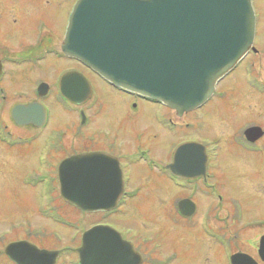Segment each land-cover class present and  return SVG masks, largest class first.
Wrapping results in <instances>:
<instances>
[{
	"label": "flooded vegetation",
	"instance_id": "1",
	"mask_svg": "<svg viewBox=\"0 0 264 264\" xmlns=\"http://www.w3.org/2000/svg\"><path fill=\"white\" fill-rule=\"evenodd\" d=\"M74 2L75 0L72 1V5ZM19 4L24 7L20 11L21 14L27 13L24 10L40 9L39 2L35 0L14 3L16 8V16L12 19L14 23H17L19 18L17 15ZM3 11L5 13L6 10ZM69 13L70 10H66L63 18L56 13L48 15V18H53L55 22L57 20V23L62 19L59 28H56L58 35L55 39L49 31L52 29L51 25H48L50 23H47L45 18H36V25L32 23L35 14L30 18L29 24L34 27L28 30L32 32H29L32 36L29 37L26 47L23 46L26 41L12 37V27L11 33L8 31L6 35L0 34V168L3 165L9 166L6 167L8 169L12 167L8 156L20 153L29 157L33 167L23 172L24 175L22 174L19 181L29 186L30 190L38 189L35 212L38 210V215L55 226L79 230L78 234L68 241V246L65 243L63 247L51 250H66L58 255L55 264H77L78 254L72 250L81 247L83 232L95 226H108L121 236L123 243L131 244L134 253L138 255L130 260L133 264H208L212 256L220 264H230L233 256L237 257L235 264H264V204L257 215L250 216L238 206L236 203L238 201L227 199L229 193L227 179L223 180L218 176L226 169L218 162L216 165L220 156L235 152L236 160L230 166V175L234 183L240 190H244L243 196H257L264 203V127L256 124L246 125L244 128L221 135V140H214L203 129L210 122L209 114L197 113L203 106L196 111L179 115L161 103L132 95L102 81L80 62L66 57L62 52L61 45ZM50 58L58 63L54 64L57 68L52 69L48 66L47 75L40 74L39 71L42 77L32 81L30 76L34 74V68ZM59 64L64 66L60 67ZM25 66L33 69H30L32 72L20 71ZM67 73L81 75L88 83L86 82V87L77 81L66 83L68 87L65 86L63 90L68 97H64L61 78ZM24 80L26 84H22ZM94 81L100 84H95ZM74 84L75 89H70ZM69 94L75 96L76 101H71ZM12 98H17L20 102L11 107L9 120H6V105ZM30 105H35L42 111L39 125L34 124L32 122L34 120L18 124L12 115L14 107ZM66 114L73 116L70 118V124H66ZM27 116L32 117L34 113ZM183 117H189L188 122L179 121ZM132 120L137 124L133 129L130 127ZM105 122H108V127L103 126ZM11 124L19 130L20 128L29 130L25 135H20L16 132L17 129L10 127ZM252 127L260 129H255L253 139H249L245 133ZM142 129L151 130L148 142L125 144V136L128 137L132 131ZM185 131L192 134L201 132L206 135L195 137L196 134L185 139L180 136V132ZM68 136L74 137L78 143L83 142L75 153L67 152L71 149L66 143ZM163 136L167 140L164 142L168 150L165 157H162L161 151L157 149V142L159 141L161 145ZM127 143L129 144L128 141ZM185 144L193 146L184 151L188 150V153H191L190 149L196 148L195 151L199 153L201 160L197 166L192 155L179 151ZM161 148L163 149L162 145ZM81 154L102 155L112 161L113 167L119 168L122 193L115 209L87 214L61 198L57 168L64 160ZM25 156L14 157L23 164L25 159L22 158ZM4 171L6 172V169ZM139 180V185L130 186L132 182ZM145 186L149 192L147 196L144 194ZM140 196L155 200L166 197L167 204L168 198L171 197L173 221L161 219L163 216L161 214L155 219L157 220L154 222L155 226L151 223L155 230L158 228L153 233L146 229V220L143 229L136 235H132L129 230L117 228L116 217L126 213L130 202L139 199ZM65 206L74 208L83 215L98 216L100 220L91 224L88 229H82L66 218L63 213ZM180 225L187 228H181L183 232L179 235L174 232L173 237L169 228L178 229ZM184 233L185 238L189 233H191L189 236L194 238L186 242L191 245V249L203 241L212 248L211 256L200 255L191 261L185 250ZM250 233L254 235L250 237ZM141 234H149L152 237L148 236L145 240ZM130 235L134 239L136 236L139 239L138 243L137 239L134 241ZM155 236L162 237L167 244L170 242L171 244L163 246L154 240ZM44 237V232L21 231L14 228L10 234L0 238V264H16L5 252L7 246L14 243H21L26 247L23 246L19 250L20 255L32 252V247L50 250L38 243L39 239ZM171 245L174 247L167 250ZM26 260L29 263L33 262L34 258L27 256ZM200 260L204 263H199Z\"/></svg>",
	"mask_w": 264,
	"mask_h": 264
},
{
	"label": "water",
	"instance_id": "2",
	"mask_svg": "<svg viewBox=\"0 0 264 264\" xmlns=\"http://www.w3.org/2000/svg\"><path fill=\"white\" fill-rule=\"evenodd\" d=\"M254 25L250 0H78L61 49L113 86L158 100L181 115L205 103L216 83L254 51ZM70 81L86 87L80 75L66 74L61 79L66 97L63 89ZM40 111L35 105L16 106L12 115L20 125L32 120L39 125ZM32 113L35 118H28ZM255 129L246 137L253 139ZM192 146L179 151L192 155L197 166L196 148L184 151ZM111 164L98 154L64 160L57 169L61 197L87 213L115 208L122 182L119 168ZM123 242L110 228H92L76 249L78 264H133L138 255ZM23 246L14 243L5 250L16 264H55L58 252L32 247L33 253L20 255Z\"/></svg>",
	"mask_w": 264,
	"mask_h": 264
},
{
	"label": "rangeland",
	"instance_id": "3",
	"mask_svg": "<svg viewBox=\"0 0 264 264\" xmlns=\"http://www.w3.org/2000/svg\"><path fill=\"white\" fill-rule=\"evenodd\" d=\"M22 0H0V12L6 10L5 13H0V34L11 33V28L13 31V38L16 40H24L26 41L23 46H27L29 43V37L32 36L30 33L29 28L32 29L34 25H36L37 19L39 17H43L47 20L48 25H51L49 31L53 34V38L58 35L56 28H59V24L62 23V19L60 23L53 18H48V15L51 13H56L58 15H62V18L65 14V11L73 8L72 5L73 0H35L39 2V8L37 10H24L27 13L21 14V9H24L23 5H18V16L17 23H14L12 19L16 16V8L13 5L16 2H21ZM50 1V2H49ZM48 3V4H47ZM254 9L257 14V29L254 39V48L256 49V54H250L245 60H243L235 69V71L229 74V77L222 79L218 86L217 90L219 91L213 100L208 103L207 106H204L201 110L197 113H207L210 117V122L207 124L203 129L205 132H208L210 137L214 140H221V135H225L229 133L231 130L241 129L244 126H249L252 124L259 125V127H264V93L258 92L254 89L253 84H260V86H264V0H252ZM75 4V3H74ZM71 5V6H70ZM38 6V4H36ZM9 11V12H8ZM29 12V13H28ZM32 14H35V20L32 21L34 25H30V18H32ZM55 22V23H54ZM62 26V24H61ZM54 31V32H53ZM30 32V33H29ZM17 33V34H15ZM5 38V36H3ZM52 58L47 60L46 62L40 64L38 67H35L34 74L30 76L32 81H36L37 78L42 77L40 74L47 75L49 72L47 67L50 68H57ZM63 64H59L61 67ZM69 65V64H67ZM64 66V65H63ZM31 69V68H30ZM29 67L25 66L20 71L30 70ZM40 71V74L38 73ZM32 72V71H31ZM95 84H100L99 82L94 81ZM256 82V83H255ZM22 84H26V80L22 81ZM252 84V85H251ZM14 84L12 85V87ZM25 86V85H23ZM9 90L13 91L11 88ZM261 93V94H259ZM20 100L10 99V101L6 105V120H9V110L12 106L16 105ZM73 117L69 114L65 115L66 124H70V118ZM189 117H183L179 121L181 122H188ZM104 127H108V122L103 124ZM11 128L17 129L16 132H19L20 135H25L26 132L29 130L28 128H20V130L14 127L13 124L10 125ZM130 127L133 129L137 127L135 121L132 120ZM151 130L142 129L132 131L131 134L127 137L125 136V144L126 145H136L140 142H148L149 135ZM180 136H183L185 139L194 137H198L199 135L204 136L205 133H190L185 131L180 132ZM208 135V136H209ZM180 138V139H184ZM161 140V145L159 141L157 142V149L160 152L162 157H165L167 154V148L165 142L167 140L164 138ZM160 140V139H159ZM129 142V144L127 143ZM165 141V142H164ZM67 152L75 153L77 152V148L83 142H76L75 138L72 136L67 137ZM8 154V153H6ZM3 157V153L1 154ZM15 155H23L25 154H14ZM14 156H8L9 160L12 162L11 168H6L9 166H4L0 168V238L4 237L7 234H10L14 228H17L21 231H40L44 232V238L39 239L38 243L43 245V247L49 248L51 250H55L58 248L63 247L62 245L68 246V241H71L76 234H78V229H71V228H61L59 226H55L52 223L48 222L47 220L43 219L40 215H38V210L35 212L37 207V198H38V189L30 190L29 186L25 185L19 178L22 176L23 172L30 170L33 166L30 164L29 157L22 158L25 159L24 163L17 161V158ZM20 159V158H19ZM236 160L235 152L231 151L229 154L220 156L216 161L219 163L221 167L226 169L225 172L218 174L220 178L223 180L227 179V189L229 190L228 196L226 198H231L232 200L238 201L236 202L238 206L247 212L248 215L253 216L257 215L260 209L263 207V202L257 196H243L245 195L244 190H240L239 186L234 183L233 178L230 175V166ZM18 162V163H17ZM6 169V172L4 171ZM10 172V173H7ZM14 175L12 178H10ZM24 175V174H23ZM227 176V178H226ZM10 178V179H9ZM239 180V179H238ZM139 181L132 182L130 186L139 185ZM141 184V183H140ZM149 194L146 190V186L144 188V194ZM147 196V195H146ZM166 197L162 200H155L153 198L143 196L135 201L130 202L128 210L126 213L122 214L119 217H116V225L117 228L122 230H129L132 232V235L139 234V231L143 229L144 221L146 220V229L149 230L150 233L156 231L153 226L156 224L157 217L163 215L161 219H168L173 221L171 207V197L168 198L169 204H167ZM44 203L42 202V205ZM31 210V211H29ZM66 218L70 220L71 223L81 226L82 229H88L91 224L99 222V218L91 217L90 215H83L76 211L74 208H70L65 206L63 211ZM156 216L154 218V216ZM97 220V221H96ZM151 223L153 226L151 227ZM181 228H187L186 226L180 225L178 229L169 228L170 234L176 232L178 235L182 233L183 230ZM71 229V230H70ZM229 231V229H228ZM61 237L59 238V235ZM191 234V233H189ZM188 236L185 238L184 233V241L186 242L194 240L192 236ZM130 235V237H133ZM254 235L253 233H250ZM141 236L147 240L148 236L152 237L149 234H141ZM170 236V235H169ZM57 238V239H56ZM170 238V237H169ZM61 239V240H60ZM134 241V237L132 238ZM176 238H174L175 240ZM181 239V238H180ZM59 240V242L57 241ZM155 241L160 242L161 244H167L166 241L162 237H154ZM179 240V239H178ZM170 242V240H168ZM174 242V241H173ZM183 244V240L181 241ZM78 244V243H77ZM167 244V246H169ZM173 244V243H172ZM174 245H171L169 249L171 250ZM165 248V247H164ZM211 249L207 246V244L203 241H200L197 247H193L191 249L190 244H186V252L189 254V259L192 261L195 257H199L200 255L204 256H211ZM67 257H72L70 255H66ZM64 257V255H63ZM74 257V256H73ZM160 258L159 256H157ZM162 259V258H161ZM190 261V262H191ZM199 263H204L201 260L198 261ZM208 264H220L217 260L211 257Z\"/></svg>",
	"mask_w": 264,
	"mask_h": 264
}]
</instances>
